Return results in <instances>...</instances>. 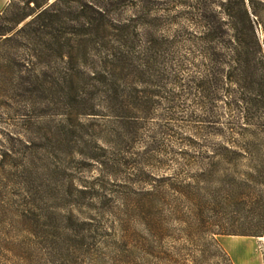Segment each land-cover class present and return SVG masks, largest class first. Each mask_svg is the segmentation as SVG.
<instances>
[{
  "label": "trees",
  "instance_id": "obj_1",
  "mask_svg": "<svg viewBox=\"0 0 264 264\" xmlns=\"http://www.w3.org/2000/svg\"><path fill=\"white\" fill-rule=\"evenodd\" d=\"M115 4L9 0L0 11V51L16 52L0 57V70H23L51 97L48 115L72 138L114 118L129 132V170L149 163L134 148L157 137L155 121H167L161 132L182 142L172 124H206L203 135L219 142L182 152L172 177L153 180L138 168L129 178V233L71 214L34 244L50 264H233L217 237H264V0H180L185 11L172 20L155 0H130L127 24L102 14ZM163 143L147 145L148 161L171 151ZM86 144L91 150L80 154L99 161ZM91 190L78 192L94 198ZM117 247L123 254L114 257Z\"/></svg>",
  "mask_w": 264,
  "mask_h": 264
},
{
  "label": "rangeland",
  "instance_id": "obj_2",
  "mask_svg": "<svg viewBox=\"0 0 264 264\" xmlns=\"http://www.w3.org/2000/svg\"><path fill=\"white\" fill-rule=\"evenodd\" d=\"M115 1L118 4L104 8L102 14L112 22L129 23L130 0ZM155 1L154 6L161 8L163 13L160 14L168 20L180 17L185 11L177 6L180 0ZM2 2L0 0V4ZM8 3L9 0H5L0 11ZM78 12L69 13L76 19ZM0 52V57H14L16 49L8 54ZM27 78L18 68L0 72V264H50L41 255L44 249L36 247L34 242L47 226L61 227L65 223L63 218L71 214L81 223L93 216L98 219L94 220L95 224L101 223L111 234L129 233V191L134 188L130 179H137L138 168L145 169L153 180L172 177L182 167V152L197 153L199 145L206 140L219 142L216 136L203 135V130L211 131L206 124L182 120L172 124L170 128L184 138L182 142L176 136L169 138L161 132L160 125H168L167 121H155L157 137L154 140L143 138L134 148L139 161L149 163L129 170V132L114 118L98 119L99 126L91 136L72 138L58 127L65 122L48 115L51 97L35 83L25 80ZM87 141L97 148L101 155L99 161L80 154L87 150ZM161 142L171 151L158 152L152 162L148 161L147 145L150 149L161 147ZM90 150L88 148V152ZM86 186L92 188L94 198H85L78 192ZM217 239L233 264H264V239L244 236ZM120 245L129 250V245ZM113 252L114 257L123 254L118 247ZM213 262L225 264L222 259Z\"/></svg>",
  "mask_w": 264,
  "mask_h": 264
},
{
  "label": "crops",
  "instance_id": "obj_3",
  "mask_svg": "<svg viewBox=\"0 0 264 264\" xmlns=\"http://www.w3.org/2000/svg\"><path fill=\"white\" fill-rule=\"evenodd\" d=\"M5 5V0H3V2L0 4V9L3 8V6ZM245 259V258H243Z\"/></svg>",
  "mask_w": 264,
  "mask_h": 264
},
{
  "label": "bare ground",
  "instance_id": "obj_4",
  "mask_svg": "<svg viewBox=\"0 0 264 264\" xmlns=\"http://www.w3.org/2000/svg\"><path fill=\"white\" fill-rule=\"evenodd\" d=\"M260 240L264 239V238H259Z\"/></svg>",
  "mask_w": 264,
  "mask_h": 264
}]
</instances>
